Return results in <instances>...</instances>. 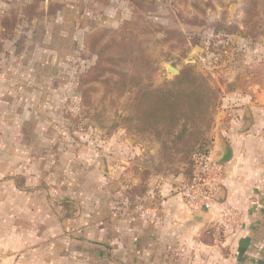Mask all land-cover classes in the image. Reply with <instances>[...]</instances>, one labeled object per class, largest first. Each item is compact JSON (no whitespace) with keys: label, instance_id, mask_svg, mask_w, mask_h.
Segmentation results:
<instances>
[{"label":"rangeland","instance_id":"374dc122","mask_svg":"<svg viewBox=\"0 0 264 264\" xmlns=\"http://www.w3.org/2000/svg\"><path fill=\"white\" fill-rule=\"evenodd\" d=\"M29 3L45 13L29 20ZM15 16L16 27L4 29ZM172 29L180 36L166 40ZM98 34L128 43L107 54L141 51L158 69L106 66L150 73L154 85L187 65L207 76L217 92L213 114L232 84L264 79V0H0V175L45 179L52 199L44 198L40 218L55 227L75 210L76 227L90 219L115 224L119 210L146 207L150 192H181L200 143L190 131L178 137L183 120L160 125L161 135L142 129L133 93L91 82L84 100L79 75L96 62L90 36ZM207 138L206 148L210 131Z\"/></svg>","mask_w":264,"mask_h":264},{"label":"crops","instance_id":"0c3cea01","mask_svg":"<svg viewBox=\"0 0 264 264\" xmlns=\"http://www.w3.org/2000/svg\"><path fill=\"white\" fill-rule=\"evenodd\" d=\"M216 110L210 153L216 161L227 147L231 154L219 162L223 181L210 211L189 205L182 192L163 190L150 192L146 207L119 210L115 224L103 218L76 227L75 210L55 227L56 220L40 218L45 199H52L45 179L6 172L0 264H264V79L232 84Z\"/></svg>","mask_w":264,"mask_h":264},{"label":"trees","instance_id":"16d2710c","mask_svg":"<svg viewBox=\"0 0 264 264\" xmlns=\"http://www.w3.org/2000/svg\"><path fill=\"white\" fill-rule=\"evenodd\" d=\"M38 6V3L27 4L26 16L29 20L45 13V10L39 11ZM16 17L13 23L6 18L2 27L8 31L13 30L16 27ZM167 32L169 35L166 40L173 39L176 35L180 36L175 29ZM90 39L91 52L97 59L94 65L79 75V87H82V97L85 101L89 100L90 90L94 87L83 88V86L91 82L106 84L107 92L117 89L121 96L128 92L133 93L134 112L136 111L134 117L139 120L140 124H143L142 129L154 128L157 134L161 135L160 125L172 127L183 120V128L178 137L182 139L190 131V137L200 142L194 148V152L210 151V147L206 148V142L207 134L214 121L212 106L217 98V92L207 76L197 72L191 65H187L174 80L157 86L150 81L152 77L150 73L143 75L141 71L127 72L105 65L107 61L111 64H117V60L129 61L137 62L140 67H148L156 71L158 68L149 66L152 65V61L146 58L141 51L135 52L130 58L118 57L114 54H107L108 50L114 45H127V42L118 43L115 39L103 42V35L100 36V34L90 36ZM111 82H113V87L110 85ZM192 163L194 164V161Z\"/></svg>","mask_w":264,"mask_h":264},{"label":"built area","instance_id":"2783aa9c","mask_svg":"<svg viewBox=\"0 0 264 264\" xmlns=\"http://www.w3.org/2000/svg\"><path fill=\"white\" fill-rule=\"evenodd\" d=\"M222 181V165L212 157L210 151L196 153L192 176L182 187L181 192L189 205L210 211L214 206ZM223 215L227 223L232 218L229 209H226Z\"/></svg>","mask_w":264,"mask_h":264},{"label":"water","instance_id":"95a60500","mask_svg":"<svg viewBox=\"0 0 264 264\" xmlns=\"http://www.w3.org/2000/svg\"><path fill=\"white\" fill-rule=\"evenodd\" d=\"M169 69H170L171 73H179V70H177L172 65L169 66ZM230 154H231L230 149L227 147L225 154L223 155V157L221 159L218 160V162H224V161L228 160L230 157Z\"/></svg>","mask_w":264,"mask_h":264}]
</instances>
